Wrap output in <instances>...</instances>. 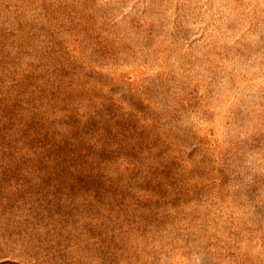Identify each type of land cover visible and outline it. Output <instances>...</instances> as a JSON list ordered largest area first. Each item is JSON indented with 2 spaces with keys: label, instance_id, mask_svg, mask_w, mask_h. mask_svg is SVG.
<instances>
[{
  "label": "rangeland",
  "instance_id": "1",
  "mask_svg": "<svg viewBox=\"0 0 264 264\" xmlns=\"http://www.w3.org/2000/svg\"><path fill=\"white\" fill-rule=\"evenodd\" d=\"M0 264H264V0H0Z\"/></svg>",
  "mask_w": 264,
  "mask_h": 264
}]
</instances>
